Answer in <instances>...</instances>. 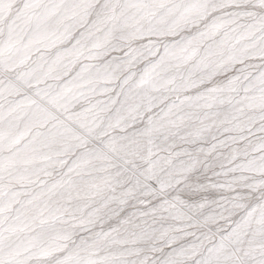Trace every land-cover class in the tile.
Wrapping results in <instances>:
<instances>
[{"label":"snow or ice","instance_id":"6c2138e0","mask_svg":"<svg viewBox=\"0 0 264 264\" xmlns=\"http://www.w3.org/2000/svg\"><path fill=\"white\" fill-rule=\"evenodd\" d=\"M0 264H264V0H0Z\"/></svg>","mask_w":264,"mask_h":264}]
</instances>
